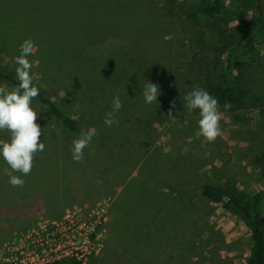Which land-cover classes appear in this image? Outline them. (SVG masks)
<instances>
[{
	"label": "rangeland",
	"instance_id": "374dc122",
	"mask_svg": "<svg viewBox=\"0 0 264 264\" xmlns=\"http://www.w3.org/2000/svg\"><path fill=\"white\" fill-rule=\"evenodd\" d=\"M82 1L95 16L83 14L79 5L74 11V0H55V12L53 0L44 1L47 5L42 0H0V41L24 35L34 42L29 56L36 61L33 83L78 126L74 134L64 130L32 100L44 149L33 154L22 186L8 183V166L0 159V239H6L0 264L31 247L46 253L71 249L72 257L49 264H245L250 232L222 207L218 189L234 186L245 196L263 190L258 156L264 151V28L252 38L253 51L239 58L244 66L238 72L223 66L226 50L252 15L237 1H226L214 18L193 14L199 0ZM12 4H34L36 16L20 21L11 12ZM48 5L44 15L41 10ZM256 7L264 21V0ZM92 31L123 42L118 50L115 46L119 54L113 72L126 87L132 79L144 89L152 62L135 53L156 48L154 58L166 60L170 74H180L189 91L194 78L196 87L204 89L207 82H223L244 89V102L231 111L220 108L222 135L213 142L198 134V110L189 113L185 100L172 117L151 123L152 131H139L131 116L125 123L113 119L106 125L109 109L90 118L86 106H77L74 93L90 86L94 74L91 60L80 59L85 37L80 35ZM153 31L155 39L149 34ZM22 42H13L15 50L0 52V68L14 77V57ZM0 88L13 87L0 82ZM179 95L174 100L164 91L157 99L169 108L181 96L183 100L185 94ZM89 130L92 140L83 158L74 160L72 142ZM9 138L7 130L0 131V140ZM205 183L212 186L210 199L200 195ZM260 207L264 212V195ZM90 234L92 241L84 242Z\"/></svg>",
	"mask_w": 264,
	"mask_h": 264
},
{
	"label": "trees",
	"instance_id": "16d2710c",
	"mask_svg": "<svg viewBox=\"0 0 264 264\" xmlns=\"http://www.w3.org/2000/svg\"><path fill=\"white\" fill-rule=\"evenodd\" d=\"M46 0H42L44 3ZM51 4L52 11L55 12V0ZM75 8L76 5L80 6V11L87 16H95L94 13L85 5L87 2L82 0H74ZM101 0H91V3H98ZM136 1V0H133ZM234 2L237 1L240 5V8L244 10L247 14L251 12L252 15L248 21L243 25L242 31L237 36L235 42L233 41L232 46L226 50V55L224 58L223 66L225 70H237L241 72L244 66V63L239 61V58L242 56H246L253 51L252 38L256 34H260L264 28L263 24V16L259 9H257L256 4L262 0H199L196 6L193 9V14L197 17L204 18H214L218 15H221L225 9V2ZM136 3L140 4L138 1ZM13 5V10L11 12L18 20H23L28 17L36 16L37 7L33 5H28L25 7H16ZM47 5V4H46ZM3 8H0V14L3 13ZM50 7L46 6L42 11L44 15L48 13ZM246 15L243 16L245 18ZM1 26V23H0ZM8 28H13V30L17 33V35H23L24 33H19L17 28L14 26H9ZM155 31L149 33L151 36L153 35L155 39ZM91 33H87L86 35H80L82 40V45H84L82 51H80L81 56L80 59H83L87 62V59H90V65H93L94 74L91 76V84L90 86L84 87L80 89V93H77L76 90L74 94L78 97L77 106L84 107L86 106L88 110V115L90 118L97 116L95 111L100 110L106 111L111 110V105L113 98L119 96L122 108L114 113L112 119L117 122L125 123V119L128 116L133 117V120L136 122V126L139 131L148 130L152 131L151 123L159 122L162 123L166 120L167 113H169V108L166 107L164 101H160L152 104H145L143 101V93L142 97H138L140 92L143 90L140 89L136 82L131 83L130 79V87L133 88L135 86V93L131 92L130 87H126L121 81H119L116 77L114 68V61L117 59V55L119 54L118 48L123 43L119 38H111L110 36L104 35L102 32L95 34L96 32L92 31ZM1 34V33H0ZM27 38L23 36L12 37L10 41L7 38H3L0 41V52L1 51H10L15 50L13 42L18 43L20 41H24ZM121 42V43H120ZM125 43V42H124ZM157 44V42H156ZM117 45V50L115 46ZM126 47V46H125ZM125 50V49H124ZM122 51L124 54L125 51ZM153 51H143L137 50L135 54H139L143 56L147 61L152 62L151 71L148 77H146V84H157L160 89V94L168 93L170 98L173 97L176 100L177 96H180V92L182 94H186L189 89L187 88L188 83L181 78V75L178 74L175 76L170 74V65L166 62H159V60L155 59L153 54L156 52ZM158 55L157 53H155ZM159 57L163 58L161 55ZM125 61V60H124ZM129 63L132 60H127ZM162 61V60H160ZM130 75V72H128ZM130 78V77H129ZM138 80V79H137ZM0 82L14 87L18 84V81L9 72H6L4 69L0 68ZM55 82H57L55 80ZM166 82V84H164ZM192 88L196 87L197 81L192 79L190 81ZM98 85V86H97ZM35 86L39 89V95L35 98L40 106L46 108L48 112L58 120L64 130L70 133H76L78 131V126L76 120L64 113L56 103L39 87L35 84ZM144 87V88H145ZM205 89L213 96H215L218 100V104L222 110L223 105L225 103H229L231 105L227 111H231L239 108L245 99V90L240 87L231 88L225 85L223 82L219 83H211L207 82L205 84ZM159 97V96H158ZM182 97V96H181ZM177 99V107L182 106L184 103V98ZM104 98L107 99L105 102ZM163 99H167L166 96L161 97ZM162 102V103H161ZM163 110V111H161ZM137 113V114H136ZM124 120V121H123ZM150 123V124H149ZM125 128V127H123ZM176 138V134L174 135ZM258 161L261 165V179L263 182V190L255 196H245L241 191H239L234 186L224 185L218 189V197L221 201L222 207L236 216L240 222L249 230L251 244L248 249L247 258L245 260V264H264V212L261 210V197L264 195V151H262L258 156ZM176 166V165H175ZM170 162V167H175ZM113 185V184H112ZM212 190V186L209 183H205L201 187L200 195L202 198L210 199V193ZM100 192V191H97ZM161 195V194H159ZM155 197V196H154ZM94 235L91 234V239ZM70 264H78L76 261H68Z\"/></svg>",
	"mask_w": 264,
	"mask_h": 264
},
{
	"label": "clouds",
	"instance_id": "9594fccd",
	"mask_svg": "<svg viewBox=\"0 0 264 264\" xmlns=\"http://www.w3.org/2000/svg\"><path fill=\"white\" fill-rule=\"evenodd\" d=\"M35 45L31 39L24 40L19 46V55L14 57L17 65L15 69L18 84L10 91L0 88V131L7 130L10 133L8 141L0 140V159L8 166L4 173L8 176V183L14 187L22 186V176L30 173L33 166V154L43 151L44 143L41 139L42 127L37 120V112L31 106L33 98L39 95V89L33 83L31 74L32 65L36 61L30 60ZM160 89L157 84H146L143 89V101L145 104L158 103ZM185 105L189 113L198 110L199 120L198 134L209 142H213L222 135L219 121L223 113L215 96L206 89L194 87L184 96ZM231 105L225 103L223 108L227 110ZM122 108L119 96L113 98L112 111L106 114L104 123L110 126L114 123L111 119L114 113ZM176 108L175 102L169 106L168 116L172 117V110ZM91 130L82 132L79 138L72 142V153L74 160L83 158V149L92 140ZM19 172L21 175H14Z\"/></svg>",
	"mask_w": 264,
	"mask_h": 264
},
{
	"label": "built area",
	"instance_id": "2783aa9c",
	"mask_svg": "<svg viewBox=\"0 0 264 264\" xmlns=\"http://www.w3.org/2000/svg\"><path fill=\"white\" fill-rule=\"evenodd\" d=\"M91 234L85 236L84 242H91ZM53 250V252L46 253L45 250H38L36 247L26 248L24 251H20L18 257L10 258V261L6 259L1 264H49L55 262L56 259L70 258L72 256V251L70 248L64 249L58 252Z\"/></svg>",
	"mask_w": 264,
	"mask_h": 264
},
{
	"label": "crops",
	"instance_id": "0c3cea01",
	"mask_svg": "<svg viewBox=\"0 0 264 264\" xmlns=\"http://www.w3.org/2000/svg\"><path fill=\"white\" fill-rule=\"evenodd\" d=\"M22 221V220H21ZM20 222V221H19ZM18 222V223H19ZM17 225V224H16ZM4 241H6V239H0V247H1V245H2V243L4 242Z\"/></svg>",
	"mask_w": 264,
	"mask_h": 264
}]
</instances>
